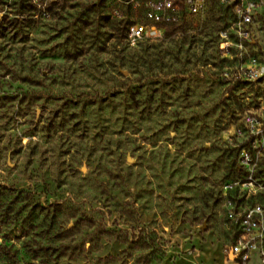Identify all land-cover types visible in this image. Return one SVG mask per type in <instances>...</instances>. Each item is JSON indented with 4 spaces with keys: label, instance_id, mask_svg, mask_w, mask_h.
<instances>
[{
    "label": "rangeland",
    "instance_id": "1",
    "mask_svg": "<svg viewBox=\"0 0 264 264\" xmlns=\"http://www.w3.org/2000/svg\"><path fill=\"white\" fill-rule=\"evenodd\" d=\"M231 17L129 45L102 4L0 0V264H232L219 186L264 81L224 77Z\"/></svg>",
    "mask_w": 264,
    "mask_h": 264
},
{
    "label": "built area",
    "instance_id": "2",
    "mask_svg": "<svg viewBox=\"0 0 264 264\" xmlns=\"http://www.w3.org/2000/svg\"><path fill=\"white\" fill-rule=\"evenodd\" d=\"M28 1L40 16L48 14L52 5L67 1L96 4V0ZM206 2L100 0L98 4L111 19L125 23L126 42L133 45L155 36L161 25L201 15ZM218 47L233 60L225 78L247 83L264 81V0H232V17L218 32ZM232 135L239 146L237 174L225 178L219 186L223 215L231 230L222 252L232 264H264V175L260 172L264 163V105L246 112Z\"/></svg>",
    "mask_w": 264,
    "mask_h": 264
},
{
    "label": "trees",
    "instance_id": "3",
    "mask_svg": "<svg viewBox=\"0 0 264 264\" xmlns=\"http://www.w3.org/2000/svg\"><path fill=\"white\" fill-rule=\"evenodd\" d=\"M91 4L97 5L95 3H91ZM121 28L124 31V34L123 35L121 34V29L119 27H117L116 25L112 26V28H111V34L115 35V37H117V38H119L121 36L125 38V23H124V26H122Z\"/></svg>",
    "mask_w": 264,
    "mask_h": 264
},
{
    "label": "water",
    "instance_id": "4",
    "mask_svg": "<svg viewBox=\"0 0 264 264\" xmlns=\"http://www.w3.org/2000/svg\"><path fill=\"white\" fill-rule=\"evenodd\" d=\"M100 0H96V4L99 3ZM123 73L125 74V71H123ZM127 159L129 160V157H127Z\"/></svg>",
    "mask_w": 264,
    "mask_h": 264
}]
</instances>
